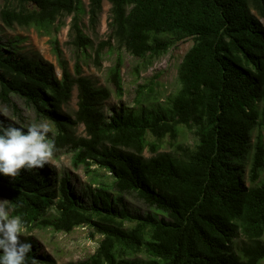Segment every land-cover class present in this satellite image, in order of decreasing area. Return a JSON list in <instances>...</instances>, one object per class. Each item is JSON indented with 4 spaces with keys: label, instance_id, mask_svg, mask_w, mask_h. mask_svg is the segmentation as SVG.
Segmentation results:
<instances>
[{
    "label": "trees",
    "instance_id": "obj_1",
    "mask_svg": "<svg viewBox=\"0 0 264 264\" xmlns=\"http://www.w3.org/2000/svg\"><path fill=\"white\" fill-rule=\"evenodd\" d=\"M0 18L8 27H34L42 35L60 28L72 15L71 37L80 49L92 47L82 15L92 28L99 22L103 0H4ZM111 4L109 37L97 56L114 40L118 50L138 58L159 57L172 45L162 36H190L193 43L178 67L180 88L168 107L135 111L110 107L107 86H97L76 65L73 76L62 65L57 78L38 59L14 55L12 41L0 39V100L22 97L35 113L51 120L57 140L75 151V164H94L111 173L106 184L89 185L83 193L70 177L59 183L44 169L21 170L15 178L0 173V197L12 216L26 226L50 225L70 232L87 225L102 235L95 252L68 264H263L264 263V0H107ZM35 8L27 9L24 3ZM119 52L108 71L118 95L123 92ZM77 87L74 118L61 112ZM83 124L86 135L73 127ZM0 125L4 122L0 118ZM193 131L196 142L187 158L159 152L165 137L179 127ZM257 130L252 142L253 132ZM155 137L153 141L147 135ZM149 149L151 156H145ZM252 153L249 179L244 164ZM135 193L154 212H130L125 195ZM51 208L57 216L46 218ZM127 220L135 221L128 227ZM32 244L29 264H56ZM238 242V244H237ZM144 250L146 259L129 254ZM2 255V254H0Z\"/></svg>",
    "mask_w": 264,
    "mask_h": 264
},
{
    "label": "rangeland",
    "instance_id": "obj_2",
    "mask_svg": "<svg viewBox=\"0 0 264 264\" xmlns=\"http://www.w3.org/2000/svg\"><path fill=\"white\" fill-rule=\"evenodd\" d=\"M84 4L87 10L88 0H84ZM4 5L5 1L0 0V10ZM9 5L12 8H20L16 0H12ZM24 6L29 10L35 8L32 2H26ZM110 8L111 4L107 0H103L102 12L95 28L90 26L88 14L82 15L83 30L93 41L92 47L87 49L77 48L72 43V15L62 17L60 28L56 31L52 30L49 35H42L34 27H22L17 24L8 27L0 18L1 43L8 40L12 41V50L15 56L38 59L43 64L51 66L53 74L57 78H61L62 65L53 48V41L56 39L62 50V58L73 76H77L76 65L78 64L82 75L90 77L97 86L109 87L111 96L105 101L106 112H108L110 107L125 111L132 110L137 113L141 107L151 108L156 105L163 108L168 107L170 98L180 88L178 67L193 43L192 37L180 35L162 36L171 40L172 45L156 58H138L124 48L118 50L114 40L111 41V46L106 45L100 51V55L97 56L96 48L99 43L106 41L109 37ZM119 52L124 60L121 70L123 88L121 95L116 93L114 86L107 79L108 71L114 64ZM77 94V87H75L72 98L68 103L61 106V112L70 115L72 118H74V113L78 108ZM11 99L17 108L14 109L0 100V118L4 122L5 127L15 125L26 129L32 123L38 124L42 122L50 126L49 139L55 142L56 150L51 162L42 169L48 174H52L57 184L62 176L68 175L76 190L83 193L84 189L89 185L95 188L98 187V184H106L112 180L111 173L104 168L94 164L89 167L84 164H75V151L71 146L57 140L58 130L55 124L51 120L37 115L22 97L12 94ZM2 113H6V115ZM179 130V135L176 138H170L167 135L159 142V152H168L180 158H187L190 150H185V147H189L192 150L196 137L193 131L188 128L180 126ZM73 133L76 136H85V126L83 124L74 126ZM262 133L264 134V129H262ZM256 134L257 130L253 132L252 142L255 140ZM147 139L153 141L155 137L148 134ZM144 155L148 157L152 153L149 149H146ZM251 157L252 153L247 156L244 164V181L246 185H251L249 179ZM261 178H264V171ZM124 197L126 207L130 212L145 214L146 212L155 211L145 205L135 193L126 194ZM0 202L5 204L6 209L9 210L10 217H14L10 213L8 201L0 197ZM57 214L55 208H51L46 214V218L54 219ZM125 225L132 227L135 225V221L127 220ZM27 236H31L37 242L39 254L50 256L56 264H68L71 261L87 258L95 252L102 238L99 232L87 225L75 227L70 232L56 230L52 226L45 224L32 227L26 226L24 236L21 237ZM129 256L137 259L148 258V254L144 250H139L131 255L129 254Z\"/></svg>",
    "mask_w": 264,
    "mask_h": 264
},
{
    "label": "clouds",
    "instance_id": "obj_3",
    "mask_svg": "<svg viewBox=\"0 0 264 264\" xmlns=\"http://www.w3.org/2000/svg\"><path fill=\"white\" fill-rule=\"evenodd\" d=\"M50 131L43 122L32 123L26 129L0 125V173L15 178L21 170L42 169L49 164L56 150L55 142L49 139ZM25 230L22 217H10L0 202V264H29L32 244L21 240ZM30 264H36L35 258Z\"/></svg>",
    "mask_w": 264,
    "mask_h": 264
}]
</instances>
